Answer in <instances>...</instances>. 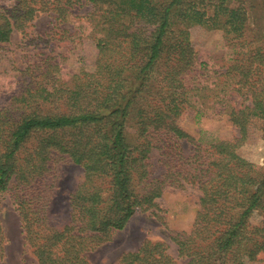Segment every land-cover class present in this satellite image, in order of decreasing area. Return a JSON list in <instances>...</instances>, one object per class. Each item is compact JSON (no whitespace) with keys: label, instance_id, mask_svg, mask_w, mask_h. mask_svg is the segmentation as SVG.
Wrapping results in <instances>:
<instances>
[{"label":"trees","instance_id":"trees-1","mask_svg":"<svg viewBox=\"0 0 264 264\" xmlns=\"http://www.w3.org/2000/svg\"><path fill=\"white\" fill-rule=\"evenodd\" d=\"M44 14L54 24L47 38L28 30ZM261 19L264 0H0V43L20 31L35 46L18 83L0 86V194L10 193L37 264H91L88 254L137 212L189 188L198 209L189 230L171 233L177 255L146 240L115 264L264 260V164L239 153L252 132L264 138V29H250ZM195 26L222 30L235 49L224 71L199 60ZM57 35L77 45L90 39L94 66L65 79ZM209 111L239 135L197 139L183 127ZM65 164L81 167L84 180L61 224L51 208ZM7 241L0 219V264Z\"/></svg>","mask_w":264,"mask_h":264},{"label":"rangeland","instance_id":"rangeland-1","mask_svg":"<svg viewBox=\"0 0 264 264\" xmlns=\"http://www.w3.org/2000/svg\"><path fill=\"white\" fill-rule=\"evenodd\" d=\"M243 1L247 2V0ZM87 10L88 7H82L78 13L85 14ZM251 14V18H253L254 13ZM261 16L260 13H256V17ZM78 22L76 21V23ZM67 26L72 27L73 25ZM53 28L52 18L44 14L28 30L34 36L39 35L47 38L46 36ZM254 28L261 31L262 34L264 22L258 27L253 22L250 24V29L253 30L252 35L255 32ZM190 35L192 44L198 51L199 60L207 62L213 69L221 68L224 71V65L228 64L229 60L235 56V49L228 45L222 30L195 26L191 28ZM23 36L20 31H15L9 42L0 43V86L13 87L19 81L20 71L26 67L28 56L35 46L32 42L27 44ZM61 37L62 35H57L52 44L55 45V52H61L67 56L64 69L65 79L71 77L74 71L83 64L88 68L94 66L97 50L90 39L84 38L81 45H77L78 38L71 44L70 40L61 39ZM52 44L49 43V46ZM183 127L197 139L202 135L207 138L229 140L239 135L238 129L227 121L225 116L216 118L211 116L210 111L203 114L200 119L190 115L184 121ZM125 134L131 143L135 142L137 134L134 120H130L128 123ZM239 153L251 161L264 164V138L262 135L258 131L252 132L248 142L239 149ZM154 161L156 162V160ZM62 169L61 189L57 192L59 194L51 208L53 221L61 224L69 213L70 193L84 180V170L81 167L65 164ZM198 198V192L192 188L187 190L169 189L163 198L158 200L159 206L152 209L154 213H151L152 210L137 212L124 230L115 232L111 241L89 253L90 263L115 264L124 253L137 251L146 240L167 242L170 245V252L176 256V246L170 239L171 233L172 231L190 229L198 209ZM0 219L8 240L4 264H37L31 250L25 245L20 217L9 192L0 194ZM262 257L264 258V256ZM254 264H264V260Z\"/></svg>","mask_w":264,"mask_h":264}]
</instances>
